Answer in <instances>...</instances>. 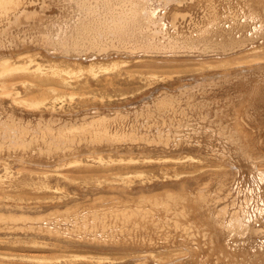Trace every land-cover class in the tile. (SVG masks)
Returning <instances> with one entry per match:
<instances>
[{
  "label": "bare ground",
  "instance_id": "6f19581e",
  "mask_svg": "<svg viewBox=\"0 0 264 264\" xmlns=\"http://www.w3.org/2000/svg\"><path fill=\"white\" fill-rule=\"evenodd\" d=\"M262 54L264 0H0V264H264V150L243 125L264 80L233 69ZM222 82L242 96L213 116L195 93ZM138 91L134 116L110 105Z\"/></svg>",
  "mask_w": 264,
  "mask_h": 264
},
{
  "label": "rangeland",
  "instance_id": "374dc122",
  "mask_svg": "<svg viewBox=\"0 0 264 264\" xmlns=\"http://www.w3.org/2000/svg\"><path fill=\"white\" fill-rule=\"evenodd\" d=\"M34 5V4H33ZM35 5H37L36 3H35ZM179 5V7H181V8H188V9H190V10H192V11H194V13H196V15H198V16H196V17H199L200 16V14H198L199 12H201V8H199L200 7V4L198 5L197 3H193V2H190V3H185L184 5L183 4H178ZM197 6V7H196ZM50 8V10H52V9H54V6H51V7H49ZM196 8V9H195ZM199 8V9H198ZM199 10V11H198ZM262 56H264V54H262L261 55V58L260 59H258L259 61L257 62V61H253V62H255V63H253V62H247V63H245V62H243L242 63V65H243V67L242 68H240L242 65L240 64L239 66H234L233 67V69L235 68V67H238L237 69L235 68L234 70L235 71H239V70H242V69H244V68H246V70H253V71H251L250 72V74H249V76H250V78L251 79H258L257 77H260V79L261 80H264V74H262L261 72H260V74H258V73H255V71L256 70H258V69H262V68H264V57H262ZM104 60H106V59H104ZM107 60H108V58H107ZM148 60H149V62H148ZM170 60V61H169ZM174 60V62L172 63V61ZM144 61V62H143ZM143 61H140L139 63L138 62H134V60H129L126 64V67L129 69V70H131V71H133V73L135 74V76H136V78L137 79H140V78H143L144 77V73H145V75L147 74V72L148 71H150V70H152V69H155L158 73H160L162 70H164V69H166L165 67H167L168 65H171V64H185L187 61H190V60H188L187 58H182V56H177L176 58H174V59H165V60H155V59H153V58H150V57H147L146 59H144ZM159 61H161V62H159ZM162 61H164L163 63H162ZM177 61V62H176ZM170 62V63H169ZM180 62H182V63H180ZM262 62V64H260ZM152 63V64H151ZM156 63V64H155ZM168 63V64H167ZM251 63H253L254 64V66H253V64H251ZM85 64V66L87 65V63H84ZM142 64V65H141ZM149 64V65H148ZM162 64V65H161ZM165 64V65H164ZM250 66H249V65ZM132 65V66H131ZM159 65V66H158ZM257 65V66H256ZM262 65V66H261ZM88 66V65H87ZM247 66V67H246ZM256 66V67H255ZM260 66V67H259ZM130 67V68H129ZM142 69H141V68ZM145 67V68H144ZM221 67L222 66H219L218 68L217 67H215V68H210V67H207V68H205L204 70H188V69H184V67L183 68H180L179 69V71H174V72H172V78H170V81L169 82H166L165 81V84H167V86H170V87H173L172 89H174L175 88V86H177L178 85V83H180V82H190V84L191 85H193V84H195L196 83V81H195V76H196V78H198L199 80H200V78H201V75L203 74V75H211V74H213L214 73V71L216 70V72H219V70H223V68L221 69ZM254 67V68H253ZM209 68L211 69V70H209ZM251 68V69H250ZM258 68V69H257ZM214 69V70H213ZM232 68L230 69V71L232 72V73H234L235 71L233 70ZM167 70V69H166ZM208 70V71H207ZM233 70V71H232ZM209 72L208 74H207V72ZM212 71V72H211ZM176 72V73H175ZM185 72H187V73H185ZM192 72V73H191ZM254 72V73H253ZM138 73V74H137ZM180 73H181V75H180ZM184 74V75H183ZM194 74H195V76H194ZM198 74V75H197ZM258 74V75H257ZM177 75V76H176ZM178 75H179V77H178ZM200 75V76H199ZM142 76V77H141ZM176 76V77H175ZM191 76H193V77H191ZM199 76V77H198ZM186 77V78H185ZM188 77V78H187ZM202 79V78H201ZM179 80V81H178ZM194 80V81H193ZM173 81L175 82V83H173ZM177 81V82H176ZM160 83V84H159ZM161 83L163 84V80L162 81H159V82H156V84L157 85H159V87H161L162 88V85H161ZM262 83H264V82H262ZM169 84V85H168ZM223 84V85H222ZM95 85V84H94ZM173 85V86H172ZM219 85V86H218ZM218 85H215V86H211V87H209L208 86V88H209V90H208V88H207V90H206V92H202L201 94L199 93V91H197L195 94H196V97H198V98H202V96H203V98L204 97H206V98H209V100L211 99V101H209V102H207L206 103V105L204 104V105H202L201 107H200V109L202 110H207V109H209L210 110V113H211V115H213L215 112H214V110H215V105H216V102L214 101L216 98L218 99V105L220 104V105H222L223 103H225L226 101H227V96L228 95H231V96H233V97H235L234 99H236V100H239V98L242 96V94H241V96H239V95H237V90H236V87H234L233 85H230L229 83H227V82H222L221 84H218ZM228 85V86H227ZM227 86V87H226ZM216 87H217V89H218V91H217V89H216ZM222 87V88H221ZM109 89H111L110 87H109ZM171 89V88H170ZM222 89V90H221ZM154 91V94L155 93H157L158 91L156 90V89H153ZM215 90V91H214ZM155 91H157V92H155ZM212 91V92H211ZM214 91V92H213ZM217 91V92H216ZM236 91V92H235ZM224 92V93H223ZM232 93H234V94H232ZM245 93V92H244ZM244 93H243V95H244ZM246 94V93H245ZM200 95V96H199ZM127 96L129 97V99L130 100H125L124 101V99H122L121 101L120 100H113L112 101V103H110V105H123V106H125V107H128V108H130V114L132 115L133 114V111H138L139 110V104L141 105V103H142V99H140L139 100V98H141V96H140V94H139V91L138 92H135L134 94H127ZM209 96V97H208ZM215 96V97H214ZM217 96V97H216ZM222 96V97H221ZM256 99H255V104H254V107H250L251 109H250V111L251 112H249L250 114L247 116H244L243 115V125H244V127L245 128H247L250 132H251V136H252V138L253 137H255V139L253 138V143H254V145L256 146V144H257V146L256 147H259V148H261L262 150H264V121H262V120H264V90H262V91H260L259 93H257L256 95ZM211 97V98H210ZM227 98V99H226ZM205 99V98H204ZM223 99V100H222ZM117 101V102H116ZM129 101V103H127ZM115 102V103H114ZM213 103V104H212ZM129 104V105H128ZM134 105H135V107L136 108H138V110H134ZM130 106V107H129ZM205 106V107H204ZM243 107V106H242ZM257 107V108H256ZM86 108H83V109H79V110H77V111H84ZM214 109V110H213ZM256 110V111H255ZM214 112V113H213ZM252 112H254V113H252ZM257 112V113H256ZM252 114V115H251ZM255 114V115H254ZM261 114V115H260ZM219 115V114H218ZM258 115V116H257ZM133 116H134V114H133ZM214 116V115H213ZM217 116V115H216ZM255 116V117H254ZM132 117V116H131ZM253 118V120H252V118ZM249 118H251V119H249ZM261 119V120H260ZM253 123V124H252ZM258 123V124H257ZM260 124V125H259ZM250 125V126H249ZM255 125V126H254ZM257 126H259V127H257ZM253 128V129H252ZM255 129V130H254ZM261 129V130H260ZM261 131V132H260ZM257 132V133H256ZM253 135H256V136H253ZM192 153H194V152H196V153H194V154H199V153H197V151L195 150H193V149H191L190 150ZM204 155V154H203ZM210 158V157H209ZM208 158V159H209ZM208 159L206 158V159H203V161L204 162H209L210 160V162L211 163H215V162H217V160L214 158V160L211 158V159H209V161H208ZM213 161V162H212ZM156 167H158V166H156ZM0 169H2V165H0ZM206 172V173H205ZM202 175H201V177H200V179L202 180V181H204L205 179H207L208 178V172L207 171H205ZM108 173V172H107ZM206 174H207V178H206ZM73 175H75L76 177H79L80 178V176H82V175H85V176H89V174L88 173H82V172H79V173H75V174H73ZM218 176V175H217ZM231 176H232V174L230 173V175H227V183H229L230 184V182L229 181H231L230 180V178H231ZM202 177H204V178H202ZM233 177V176H232ZM239 177H240V175H239ZM238 177V178H239ZM133 180H135V181H139V176H135V177H133ZM38 181V180H37ZM52 183L53 184H55V182H54V180L52 181ZM79 183H81V182H79ZM60 184H63L64 186H71V185H75L76 183L75 182H72V181H69V180H65V179H60ZM211 184L212 183H210V186H211ZM244 184V183H243ZM212 188L214 187V185L212 184V186H211ZM225 191V190H224ZM240 196L238 197V198H240V197H243V195H244V193H242V192H240ZM229 198V197H228ZM226 199V201H224L225 199H219L218 201H217V203H218V206H220L221 204H223V203H227L228 201V204H230V198L229 199ZM224 201V202H223ZM230 206V205H229ZM175 246H178L177 244L175 245H170V247L169 248H174ZM129 262H127V264H128Z\"/></svg>",
  "mask_w": 264,
  "mask_h": 264
}]
</instances>
